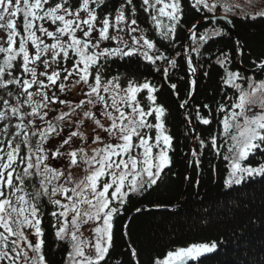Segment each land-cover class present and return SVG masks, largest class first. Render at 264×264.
Returning a JSON list of instances; mask_svg holds the SVG:
<instances>
[{
  "label": "snow or ice",
  "instance_id": "1",
  "mask_svg": "<svg viewBox=\"0 0 264 264\" xmlns=\"http://www.w3.org/2000/svg\"><path fill=\"white\" fill-rule=\"evenodd\" d=\"M190 10L207 20L223 10L225 27L264 24V11L227 0H0V264H49L46 228L68 249L63 264H109L114 229L142 202L135 198L165 184L175 150L169 112L150 80L119 72L127 64L146 61L170 79L182 56L187 95L179 101L175 83L171 90L187 123L201 79L223 69L215 109L195 112L202 125L215 119L216 132L207 143L197 135L191 156L197 168L205 148L228 161V189L264 180V162L249 159L264 158V52L253 59L239 42L213 51L226 33L205 24L189 25L195 46L176 51ZM245 56L252 75L233 67ZM216 250L215 241L192 244L152 264H189ZM128 252L137 257L131 245Z\"/></svg>",
  "mask_w": 264,
  "mask_h": 264
},
{
  "label": "trees",
  "instance_id": "2",
  "mask_svg": "<svg viewBox=\"0 0 264 264\" xmlns=\"http://www.w3.org/2000/svg\"><path fill=\"white\" fill-rule=\"evenodd\" d=\"M238 1L248 12L256 13L260 9L253 0ZM189 2L190 0H185L186 5ZM223 15V10L215 14L208 13L207 16L212 19L207 20L204 14L190 10L187 17L189 24L178 29L176 51L182 50L185 45L195 46L187 31L189 25L196 24L199 27L200 24H205L207 28H219L226 33L223 43L215 46L213 51L223 48L231 52L233 44L239 42L253 59L264 52V24L238 21L225 27L223 19L217 20V17L222 18ZM203 31L204 29H200V32ZM166 54L171 58L174 52L170 50ZM193 59L196 63L194 53ZM240 59L244 62L241 63ZM177 62L178 67L170 69L168 73L170 79L161 73L150 71L151 66L146 61L119 68L124 76H132L141 81L147 78L160 90L158 100L168 109L169 116L166 119L173 135L175 150L170 153L172 166L165 184L146 200L136 197V200L142 202L130 207L119 226L114 229L115 248L111 252L109 264H134L137 258L140 264H152L169 251L210 241L217 242V250L200 257L196 262L190 261L189 264H264V180L257 178L228 189L224 186V179L230 171L228 161L215 156L214 150L205 148L204 154L199 157L201 164L197 168L191 156L194 148L199 152V143L195 139L197 135L207 143L209 136L216 132L215 119L211 125H202L195 118V112L199 109L201 115L208 114V109L201 107L205 103L215 109V101L211 98L215 96L216 100H220L214 89L219 80L218 74L223 69L217 65L214 69H209L211 81L201 79L200 90L193 95L189 113L191 123H187L185 110L178 107V102L187 95L191 77L186 72L187 65L182 56L177 57ZM120 63L123 64L122 61ZM158 63L161 67L167 66V61ZM233 67L238 71L246 69V75H252L254 71L247 56L238 58ZM173 83L177 85L179 101L171 90ZM221 151L226 153V147ZM249 159L252 166L264 162V158L260 156ZM137 207L143 211L136 212ZM123 225H127V228ZM122 232L127 235H122ZM46 233L49 264H63L67 247L54 241L50 228H46ZM129 245L136 249L137 257H132L128 252Z\"/></svg>",
  "mask_w": 264,
  "mask_h": 264
},
{
  "label": "rangeland",
  "instance_id": "3",
  "mask_svg": "<svg viewBox=\"0 0 264 264\" xmlns=\"http://www.w3.org/2000/svg\"><path fill=\"white\" fill-rule=\"evenodd\" d=\"M253 1L257 2L258 7L260 8V9H257V10H259L258 12L264 11V0H253ZM227 2L228 3H233V4H235V3H239L240 4V2L238 0H227ZM251 7H253V6H251ZM191 42L194 44V42L192 40H191ZM208 254H211V253H207V254H204V255H208ZM204 255H202V256H204Z\"/></svg>",
  "mask_w": 264,
  "mask_h": 264
}]
</instances>
